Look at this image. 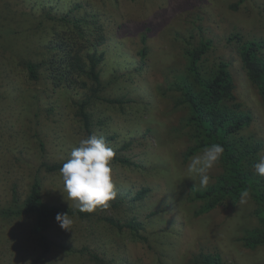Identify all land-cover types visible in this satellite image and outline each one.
Here are the masks:
<instances>
[{
    "label": "rangeland",
    "instance_id": "obj_1",
    "mask_svg": "<svg viewBox=\"0 0 264 264\" xmlns=\"http://www.w3.org/2000/svg\"><path fill=\"white\" fill-rule=\"evenodd\" d=\"M68 16L85 18L81 25L93 34L79 36L74 24L64 20ZM190 31L212 40L208 56L228 62L237 100L252 113L242 133L262 141L260 159L264 107L241 66L239 44L227 37L237 32L243 41L264 37V0H0V207L11 202L12 189L22 201L35 174L45 203L76 207L65 199L59 170L47 171L42 162L62 161L86 137L72 104L85 89L54 86L43 64L51 55L49 41L104 52L99 67L106 92L125 95L130 102L120 107L94 100L89 109L101 121L93 131L98 137L114 135L109 146L144 165L112 161L122 201L97 208L89 218L69 216L71 230L52 219L45 231L47 251L32 232V214L0 217V264H98L85 252L65 251L61 243L86 246L112 264H187L200 250L220 253L223 264H264V244L250 248L243 241L245 230L257 224L250 191L246 203H241L242 194L235 201L226 197L201 213L202 201L191 198L188 185L201 186L198 178L189 177L187 166L203 150L184 160L189 140L179 126L185 111L172 108L167 90V80L182 66L183 38ZM97 33L104 42L95 46L88 39ZM24 59L42 63L37 79L28 76ZM147 128L152 136L140 138ZM126 141L130 146L123 147ZM220 172L218 162L209 171L210 183ZM144 186L151 188L147 196L132 200ZM105 215L121 222L134 218L147 241L134 238L127 228L112 227L100 218Z\"/></svg>",
    "mask_w": 264,
    "mask_h": 264
},
{
    "label": "trees",
    "instance_id": "obj_2",
    "mask_svg": "<svg viewBox=\"0 0 264 264\" xmlns=\"http://www.w3.org/2000/svg\"><path fill=\"white\" fill-rule=\"evenodd\" d=\"M64 20L74 24L79 36L93 34L82 26L84 23L81 25V22L85 21L83 17L68 16L64 17ZM145 38V35H142L141 62H144L146 52ZM88 41H92L95 46L100 45L104 42V36L97 33ZM227 41L239 44L237 52L241 66L264 107V37L243 41L237 32L231 33ZM211 47L212 40L205 38L201 31H190L183 38L182 66L167 80V90L169 89L168 91L172 94V108L185 111L179 126L180 132H184L189 140L182 152L184 160L213 143H219L224 148V153L219 160L221 172L214 182L209 183L207 187H199L195 183L188 185L192 193L191 198L202 201L198 212L211 210L226 197L233 201L238 200L243 192L250 191L256 201L253 214L257 224L245 230L243 241L246 246L253 248L264 244V177L258 176L252 169L259 160L262 141L253 134L242 133L250 125L252 113L237 100L235 83L228 68V62L208 56ZM46 48L51 50V55L43 64L54 86L85 89L82 96L72 99V104L86 137L95 135L93 125L101 121L98 117L93 118V112L89 109L94 100L106 101L120 107L130 102V99H125L127 97L125 95H109L106 92V85L101 80L99 67L104 57L103 51H98L96 48H93L91 52L74 50V45L65 47L63 43L55 41H49ZM22 62L28 76L31 79H37L39 65L42 63L31 59H24ZM146 132L148 133L140 135V138L146 139L152 136L150 128H147ZM104 138L109 142L114 135ZM124 143L123 147L130 146V141ZM114 150L113 161L137 168L144 167L141 162L119 154L117 149ZM63 162V160L53 163L42 162V166L47 171H54L59 170ZM40 185V178L35 174L29 191L22 201L18 200L16 191L12 189L11 202L0 207V217L16 218L20 215L32 214L34 216L32 232L37 235L43 250L47 251L50 248V242L45 231L58 213L83 219L89 218L94 213L79 212L76 207L45 203L40 196ZM150 190L149 186L141 187L133 195L132 200L143 199ZM122 198L121 193L116 194L109 205L116 206ZM100 218L118 230L127 228L138 240L147 241V237L140 233V222L135 221L134 218L125 222L106 215ZM59 246L69 253L85 252L98 264H112L111 261L105 260L86 246L75 247L64 243ZM187 264H223V260L218 252L200 250L191 254Z\"/></svg>",
    "mask_w": 264,
    "mask_h": 264
},
{
    "label": "clouds",
    "instance_id": "obj_3",
    "mask_svg": "<svg viewBox=\"0 0 264 264\" xmlns=\"http://www.w3.org/2000/svg\"><path fill=\"white\" fill-rule=\"evenodd\" d=\"M224 148L219 143H213L195 155L187 166L189 177L197 178L201 187H207L211 182L209 171L219 162ZM115 150L109 146L103 136L91 135L82 138L71 147L68 156L62 157L63 163L59 169L63 181L65 199L74 202L79 212L91 213L97 208H107L109 202L116 196L112 161ZM254 172L264 177V156L254 165ZM249 193H242L241 203H246ZM71 207V204H70ZM63 230H71L73 220L68 214L58 213L55 217Z\"/></svg>",
    "mask_w": 264,
    "mask_h": 264
}]
</instances>
